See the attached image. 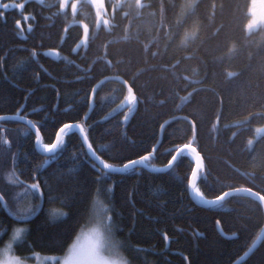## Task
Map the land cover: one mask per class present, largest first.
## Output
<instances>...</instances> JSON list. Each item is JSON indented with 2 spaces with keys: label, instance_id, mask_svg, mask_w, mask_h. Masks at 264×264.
<instances>
[{
  "label": "trees",
  "instance_id": "16d2710c",
  "mask_svg": "<svg viewBox=\"0 0 264 264\" xmlns=\"http://www.w3.org/2000/svg\"><path fill=\"white\" fill-rule=\"evenodd\" d=\"M185 1L101 0L99 8L97 0H0L11 4L0 6V116L36 121L39 116L29 114L33 109L58 108L62 122L91 126L94 150L113 141L117 147L131 146L124 160L97 151L117 168L156 149L148 162L156 171L112 172L97 185L99 173L91 160L69 173L75 162L65 157L79 151L76 132L67 151L51 159L34 145L35 133L24 137L23 122H0L12 142L11 152L0 145V195L17 218L22 207H33L30 220L20 223L0 204V248L23 224L32 231L14 243L15 255L26 260L36 254L61 256L92 221L94 207L111 209L103 214L113 216L114 239L143 248L135 255L148 264L235 262L255 242L261 231L246 238L240 231L257 215L245 207L250 197L238 195L223 205L232 211L215 213L189 192L195 165L189 157L184 154L171 169L159 170L179 148L191 145L203 159L196 186L206 199L218 194L220 184L251 187L246 172L264 176V25L246 30L251 0H195L191 12ZM188 31L190 38L182 40ZM112 77L132 89L137 103L131 114L117 107L129 93ZM103 78L109 79L96 87L85 118L87 97ZM41 134L45 143L54 141L55 131ZM45 159L51 163L37 173ZM58 166L65 173L59 189L71 190V181L79 179L84 195L65 224L41 227L45 217L35 205L39 192L47 191L45 179L56 182L50 174ZM34 182L39 191L28 187ZM161 202L166 208L156 206ZM43 208L54 220L68 211L59 201ZM240 264H264V238Z\"/></svg>",
  "mask_w": 264,
  "mask_h": 264
},
{
  "label": "snow or ice",
  "instance_id": "6c2138e0",
  "mask_svg": "<svg viewBox=\"0 0 264 264\" xmlns=\"http://www.w3.org/2000/svg\"><path fill=\"white\" fill-rule=\"evenodd\" d=\"M10 3H4L0 5L4 8H9ZM31 31V28H29ZM51 55L59 56L56 50H51ZM35 55V53H33ZM49 55V53H45ZM2 61V58H0ZM95 91V89H94ZM30 99V97L26 98ZM89 103L92 102V97H87ZM135 99L128 100L125 98L117 107L127 108L128 114H131L136 107ZM26 107V104L23 106ZM43 113V115H41ZM30 115H37L39 119L33 121L32 119H25V117L17 114L14 116H0V122L4 121H21L26 127L23 129V134L25 138H31L33 133H35L34 145L41 150V153L46 157L49 154H52L51 159H55L57 155H63L68 149V144L72 139L73 130H78L82 140H77V143L80 145L79 151L72 153L71 156L65 157V162L71 160L74 163V167L69 169V173L73 171H78L84 167L85 163H88L91 160L90 166L93 170L98 171V176L96 178V184L102 185L104 181L109 178V174L112 172H125L129 170H135L139 167L147 168L148 162L152 160L155 156V147L152 151H148L145 155L139 156L136 159H127L123 163L122 167H114L113 164L102 159L100 155H97V151L107 153L110 159L114 160H124L127 157V153L130 150L131 146L127 145L126 142L121 143L117 147V142L113 141L109 145H100L98 149L94 150L93 143L89 139V133L91 132V126H85L84 123H73V122H62V114L57 108L53 111L51 105L41 106L38 110L33 109ZM128 119V116H125V120ZM42 131L48 134H51L52 131H55V140L52 143H45L44 136H42ZM8 129L0 127V145L4 146L5 152H11L12 142L7 139ZM250 146V145H249ZM60 150L58 153L57 150ZM187 153L185 150L181 149L180 153L171 156L168 160L166 167L171 169L178 160ZM19 152L13 154V162L15 163ZM83 157V162L81 161ZM51 159H45L43 164L37 165L35 171H39L51 163ZM253 169L257 167L255 163L252 164ZM203 159L201 158V163L197 165L195 161V167L191 170V179L188 181V187L193 191L194 197L199 201L200 204L205 205L209 208L210 211L215 213H223L225 211H232V209H225L223 207L230 199L243 194L246 197L251 199L245 202V207L252 208L256 212V217L248 218L246 222L242 225L240 231L242 234L250 235L253 231L259 230L264 231V214H261V209H264V176H258L253 170L251 172H246L244 175L251 182L252 186L248 187H233L231 184H220L219 189H217L218 194L212 199H206L203 192L196 186L197 185V175L203 169ZM195 169V171H193ZM163 171V169H159ZM55 178V183H49L45 179L46 193L39 192V203L35 205V208H39L41 214L44 215V220L41 221V227H56L61 224H65L70 217L76 212V209L80 203L78 197L84 195V189L82 187V182L79 179L72 180L71 190L65 189L61 191L59 189V184L63 182L65 173L60 171L58 166L57 170L54 173L50 174ZM31 190L39 191L40 185L38 182L32 183L28 186ZM28 194L27 190L24 193ZM59 201L64 208H67L68 211L63 214L62 220L50 219L48 214L43 208V204L53 203ZM159 208H166V204L161 202L156 205ZM111 211V209H104L103 212ZM33 212V207H22L18 215V221L24 223L29 219V216ZM103 212H96L94 215L97 218L98 223L102 226L100 229H97L93 233V238L89 240V243L85 245L81 243L78 239L72 244L67 257L65 258L64 264H76V261L82 255L88 254L93 257L96 261H99L100 264H134L138 261V264H148L146 260H139L138 253L145 251L143 248H139L131 245L128 241H118L114 239L113 230H114V219L112 215L104 216ZM135 219V217H133ZM160 220H157L159 223ZM220 221L217 220L216 225L219 226ZM31 227H20L16 230V235L18 238L21 237L22 233H31ZM122 231V229H120ZM131 235V232L129 233ZM167 240L168 237L165 236ZM122 253H126L129 256L128 260L123 258ZM7 256V253H5ZM8 264H14V258H8ZM221 264H234L230 258L222 261Z\"/></svg>",
  "mask_w": 264,
  "mask_h": 264
},
{
  "label": "rangeland",
  "instance_id": "374dc122",
  "mask_svg": "<svg viewBox=\"0 0 264 264\" xmlns=\"http://www.w3.org/2000/svg\"><path fill=\"white\" fill-rule=\"evenodd\" d=\"M186 12H191L193 4L195 0H186ZM97 5L100 8L101 0H97ZM249 20L246 24V30L248 32L255 30L259 26L264 25V0H251L250 6H249ZM191 32L188 31L182 40H187L191 36ZM257 132H261V130H257ZM97 208V204H95ZM96 212H103L101 208L93 210L92 213V221L88 222L87 224L83 225V227L80 229L76 237L74 238L73 242L68 247L65 254L61 256H54V255H43V254H36L33 256L32 260H26L18 257L12 252L13 245L16 241H18L20 238L16 235L17 228L25 227L23 224H17L14 231L12 230L10 233L9 238L4 243V246L0 248V264H8V258L12 257L14 258V264H64L65 258L68 255V252L72 246V244L75 242V240H79L81 243H84L87 245L89 243V240L93 238V233L97 229H100L102 226L98 223L96 216L94 213ZM23 235V233H22ZM21 235V236H22ZM7 253V256L5 255ZM76 264H100L99 261H96L93 257H91L88 254L82 255L79 257L76 261Z\"/></svg>",
  "mask_w": 264,
  "mask_h": 264
},
{
  "label": "water",
  "instance_id": "95a60500",
  "mask_svg": "<svg viewBox=\"0 0 264 264\" xmlns=\"http://www.w3.org/2000/svg\"><path fill=\"white\" fill-rule=\"evenodd\" d=\"M106 79H109V78H103V79H101L94 87H93V89H92V92H91V97H92V100H93V95H94V89H96V87L100 84V83H102L103 81H105ZM112 79H114V80H118L122 85H124V87L128 90V93H129V95H128V97H129V100H132V99H134V93H133V91H132V89L129 87V85L123 80V79H121V78H119V77H112ZM92 104V103H91ZM90 104V107H89V110H88V112H87V115L85 116V118H87V116L89 115V113L91 112V110H92V105ZM121 109H124V108H121ZM4 116H11V115H4ZM73 132H76L78 135H79V137L81 138V140H82V137L80 136V134H79V132H78V130H73ZM54 140H55V138H54ZM157 147V146H156ZM37 149L39 150V151H41L38 147H37ZM181 149H183V150H189V151H191L192 152V154H193V159H191L194 163H195V161H196V163H197V165H199L200 163H201V159H200V157L198 156V154H197V152H196V150L194 149V147L193 146H191V145H186V146H183V147H181V148H179L178 150H177V152L175 153V155L177 154V153H180L181 152ZM50 155V154H49ZM186 155V154H185ZM187 156V155H186ZM122 167V166H121ZM142 167V166H141ZM194 167H195V165H194ZM143 168V167H142ZM145 169H147V170H150V171H156V169H152L150 166H148L147 168H145ZM167 169H169V168H167L166 166L163 168V171L164 170H167ZM193 171H195V169H193ZM192 177H191V173H190V176H189V180L191 179ZM188 180V181H189ZM188 189H189V192H190V194H191V196L193 197V199L195 200V201H197L198 203H199V201L194 197V195H193V191H192V189L190 188V187H188ZM0 204H1V206H2V208L5 210V212L14 220V221H16V222H19L17 219V217H15V216H13V215H11L10 213H9V211L6 209V206H5V204H4V200H3V198H2V196L0 195ZM35 215V214H34ZM33 217V216H32ZM30 218L31 217H29V219L28 220H30ZM27 220V221H28ZM26 222V221H25ZM263 238H264V231H261L260 232V234H259V236L256 238V240H255V242L252 244V246L239 258V259H237L235 262H234V264H240L241 262H243L255 249H256V247L260 244V242L263 240Z\"/></svg>",
  "mask_w": 264,
  "mask_h": 264
},
{
  "label": "bare ground",
  "instance_id": "6f19581e",
  "mask_svg": "<svg viewBox=\"0 0 264 264\" xmlns=\"http://www.w3.org/2000/svg\"><path fill=\"white\" fill-rule=\"evenodd\" d=\"M61 19V18H60ZM122 89V88H121ZM92 103V102H91ZM92 105V104H91ZM89 107H90V103H89ZM64 108V107H63ZM89 110V108H88ZM92 132V131H91ZM187 153H185L190 159H193V154L191 151L189 150H185Z\"/></svg>",
  "mask_w": 264,
  "mask_h": 264
}]
</instances>
